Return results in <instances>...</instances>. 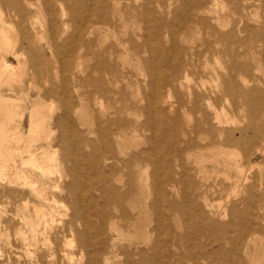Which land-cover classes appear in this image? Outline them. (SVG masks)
I'll list each match as a JSON object with an SVG mask.
<instances>
[{"label": "bare ground", "instance_id": "obj_1", "mask_svg": "<svg viewBox=\"0 0 264 264\" xmlns=\"http://www.w3.org/2000/svg\"><path fill=\"white\" fill-rule=\"evenodd\" d=\"M40 1H44V0H40ZM107 1V0H106ZM123 1V0H122ZM120 0V2H122ZM145 1V0H144ZM156 1L155 4H157V0H154V2ZM185 4L183 3L182 5H186L189 9V13L187 15V18H185V20L182 22V24L180 25L179 29L175 32H169L167 34L169 35V38H171V42L174 41L176 39V34L179 33V35L184 36L186 39L190 38L191 36L195 35L196 33H200V29H202L201 27H206L208 29L207 31V35H214V37L216 38V42H220V41H225L227 44V46L229 48H227V52L226 55L229 56L228 59L230 58V63L229 64H225L226 66L222 65L217 57H214L215 55L217 56V52L219 50H211V47L208 45L203 46H192L189 45L186 48L181 47L180 52H178V58L176 59L177 64L175 67H173L170 75L168 76H161L159 73H157V71L152 72L151 77L155 79H159V82L157 84V89H155L153 96L155 97V99H163V93L162 90L164 87L167 88L168 93L170 91H175L177 87L182 88L183 87V81H189L188 77L190 72H192L193 68H195V65H197L196 63L201 61V57L204 58V54H208L210 53L213 56V62L211 64H208V62H206L203 66L204 69L208 70V73L211 75L213 80V88L211 89L209 96L201 94L199 92H194V90L191 87H187L185 93L183 92L181 93H176V102H175V106L174 105H170V107L174 110V111H178L179 114L182 113L180 110H184L185 108L186 110L190 111L193 114H197L199 115L192 123H188L185 127L187 129H185V127H183L181 125V123L179 122L178 119V115L177 118L175 115V117H171L172 119H170V128L172 129L171 131V140L173 143H171V148L169 149L168 153H167V161L166 162H162L161 157L159 158H154L152 155H150L149 153H138V154H134L133 157V162H128L123 164V167L126 168H130V166H132L131 164L134 163L135 165H139L144 161H148L149 163L152 164V166L154 167V171H153V183L150 182V184H152L150 186V191H148L147 193L150 195L153 194L154 195V199L152 201V203L149 205L150 209H152L153 212H155L156 214V221H155V227L152 228V232H154L156 235L154 237H158V239L162 235V232L164 231V224L165 222H163V220H165L164 218V211H171V212H178L179 214L182 215V217H185V220L191 222L192 221H196V225L198 226V228L202 229V228H206L209 231H216L218 233H222L220 234L221 238L220 241L223 242V244H227L225 243V240L228 239V242L230 244V242L235 241L237 244H241V251L243 254H245V259H241L239 257L233 258L232 260V264H264V243H260V246H257L256 242H255V231L257 230V228H259L260 224H259V220L261 219L264 222V187H259L256 189V186L253 184H250V181L252 180V177H250V173H251V169L254 168V166L259 167V165L253 164L252 161L250 159L247 158L246 163H242V161L240 159H237L236 154L232 151L235 148L241 147L242 145L245 146H249V139L252 138L253 140H256L258 137L259 139L264 138V111L262 110L261 105L264 104V89L259 90V89H255L252 88L250 90L245 89L244 87L249 83V80L245 79L243 77V72H248V66L246 64H241L240 62H236L234 57V51H236L237 48L233 49L234 47H232V43L234 42V38L237 37L235 36L234 33L235 32L233 27H230L227 29V31H223L220 30V27H225L227 26V23H222L219 21L220 15L218 10L214 11L211 8V12L214 14V18H206L203 16H200V11L203 12V10H205L208 5H210L211 7H215V8H220L221 11L224 10V7L228 6V5H224L223 1L225 0H184ZM236 0H232V2L234 3V5L231 7V10L229 9L225 14L226 17H230L233 12L232 9H237L238 5L240 4H236L235 3ZM243 1V2H242ZM242 4L239 6V10L242 9L247 10V8L251 7V0L249 2V0H242ZM255 1V0H254ZM253 1V2H254ZM45 2V1H44ZM64 2H66L67 4H69L68 2H70L68 7V10H61V17L62 15L66 14L67 11V15H69L71 17V21H72V25L74 27V31L73 34L69 37L67 35V38L69 37V41L71 42L68 49L67 46L65 45L66 49L69 52H73L75 49L77 50V48L79 47L80 50L82 49H87V54L91 55L93 54V56H95V60H96V65L94 67H90V72L89 71H83V64H82V59H83V55L80 54L79 52L76 53V57L74 61H72L71 59H63L60 58L59 59H63V62L60 65V69H61V73L63 72L62 75H60V81H61V86H60V90L56 91L55 87H51L49 88L46 93H48L51 96H57L60 97V99L64 102V105L60 106V108L62 109L61 111L63 112V114L61 116H59L57 118V127H55L53 124V126L55 128H57L58 130H66L68 129L69 126V130L73 136V142H74V148H73V153L74 155H72V151L71 153H68L65 155L68 156V158H71V161H73L72 163V168L69 170L68 173V177L71 178L72 181H74V179L76 180V178H78V176L82 175L81 174V165L82 163L87 164V166L89 167L90 170H92L93 172H99L100 169V174L101 171H103V169H101V164L103 165H107V167H111L110 164H112L111 162L113 161L112 159L115 158L114 155V150L116 149L117 151L121 150V147L124 146L125 141L129 138L127 137L128 132H130L131 136L134 137L136 136L137 132H139L140 130H150L151 128H155L154 124L150 121H148L147 119H144L146 122L143 121L144 124H139V122L137 120H132L129 118V116L132 114L134 115L135 113V109H136V105L134 100L127 102V100L123 99V90L121 91L120 89L116 90V89H112L113 87H110V84L112 83H117L118 79L116 78V72L114 73V69L109 66L108 64H106V60L104 61V58L106 56V50H102L100 52L96 53L93 51V49L95 48V46H97L96 44L93 43L92 38L94 36H97L98 38H103L102 40L104 41L106 38V30L104 27L108 26L111 23V20L120 17H123L124 12L122 11V9L120 8V2L119 0H112L111 4L112 6L110 8L107 7L104 8L102 5L99 7L97 6V1L96 0H46L47 6H56V4H65ZM105 2V1H104ZM129 2V1H127ZM132 1H130L131 3ZM134 2V1H133ZM132 2V3H133ZM160 2V1H159ZM165 2V1H164ZM168 2V1H167ZM252 2V3H253ZM145 3V2H143ZM147 3V0H146ZM150 3V0H149ZM161 3V2H160ZM228 3V2H227ZM230 3V2H229ZM238 3V0H237ZM240 3V0H239ZM257 3H261L262 6H260V10L262 9V7L264 8V0H259L257 1ZM256 3V4H257ZM108 4V3H107ZM106 4V5H107ZM109 4V5H111ZM135 4V3H134ZM137 4V2H136ZM154 4V3H153ZM154 4L155 7H157ZM163 4V3H162ZM255 4V3H253ZM31 5L30 0H0V82L4 81V82H17L19 84L22 83V78L24 75V69L26 64V57L29 58L30 57V61L32 64L33 69L36 71V77L37 74L39 75V60L36 54H34L32 51V45L33 44V40L36 37V31H35V27L34 24L31 22V19L29 18L30 12H29V6ZM45 5V4H44ZM105 5V4H104ZM129 5V4H128ZM139 5V4H138ZM137 5V6H138ZM152 5V4H150ZM158 5V4H157ZM164 5V4H163ZM168 5V4H167ZM33 6V5H32ZM135 6V5H134ZM143 6V5H142ZM148 6V5H147ZM146 6V8H147ZM160 6V5H159ZM158 6V7H159ZM46 7V6H45ZM63 7V6H62ZM60 7V8H62ZM182 7V6H181ZM256 7V6H255ZM2 8H6L8 10L7 13V17H5V14H3V9ZM52 8V7H51ZM55 8V7H54ZM64 8V7H63ZM132 8V7H131ZM142 8V7H139ZM149 8V7H148ZM164 8V7H163ZM169 8V7H168ZM230 8V7H229ZM254 8V7H252ZM47 9V7L45 8ZM65 9V8H64ZM129 13H132L130 15H134L135 7L132 8V10L129 11V8H127ZM144 9V8H143ZM150 9V8H149ZM250 9V8H249ZM33 10V9H32ZM35 10H38V8H35ZM57 10V9H56ZM151 10V9H150ZM157 10V9H156ZM155 10V12H156ZM161 10V9H160ZM159 10V11H160ZM163 10V9H162ZM162 10L160 11L161 13ZM169 10V9H168ZM180 10V8H179ZM210 10V9H209ZM39 11V10H38ZM51 11V10H49ZM48 11V12H49ZM126 11V10H125ZM143 11V10H142ZM145 11V10H144ZM147 11V10H146ZM182 11V10H180ZM264 11V9H263ZM40 12V11H39ZM154 12V10H153ZM154 14L156 15V13ZM172 12V11H171ZM237 12V10H236ZM242 13V11H240ZM32 13V12H31ZM36 13V11H35ZM139 13V12H138ZM151 13V12H150ZM166 13V11H165ZM178 13V12H177ZM38 14V12L36 13ZM41 14V13H40ZM128 14V13H127ZM137 14V13H136ZM153 14V15H154ZM221 14L223 15V13L221 12ZM235 14V13H234ZM233 14V16H234ZM240 14V13H239ZM66 15V16H67ZM139 17L143 18L141 16V14L139 13ZM143 15V14H142ZM166 15V14H165ZM170 15V14H169ZM175 15V14H173ZM242 15V14H241ZM263 15V13H262ZM146 16V15H145ZM163 16V15H162ZM69 17V18H70ZM155 16H153V20ZM166 17V16H165ZM168 17V15H167ZM196 17V20H194V18ZM245 17V16H244ZM244 17H240L241 19H243ZM8 18V19H7ZM64 18V17H63ZM148 18V17H146ZM145 18V19H146ZM246 18V17H245ZM244 18V19H245ZM248 18V17H247ZM247 18L245 20H247ZM262 18V17H261ZM136 18H134L135 20ZM139 19V18H138ZM137 19V20H138ZM160 19V18H159ZM164 19V18H163ZM162 19V20H163ZM34 20V19H33ZM36 20V19H35ZM55 20V19H53ZM67 20V19H66ZM122 20V19H121ZM158 20V18H157ZM167 20L166 18L164 19V21ZM214 20V21H213ZM249 20V19H248ZM37 21V20H36ZM35 21V22H36ZM60 21V20H59ZM149 19H147L146 22H148ZM159 21V20H158ZM163 21V22H164ZM264 21V20H263ZM261 21V22H263ZM55 22V21H54ZM61 22V21H60ZM139 22V20H138ZM136 21V23H138ZM145 22V23H146ZM155 22L157 23L156 19ZM236 22V20H235ZM38 23V22H37ZM57 23V22H56ZM63 23V22H62ZM71 23V22H70ZM69 24V26H71ZM143 23V24H145ZM154 23V22H153ZM160 22H158L159 24ZM168 23V20H167ZM245 23V22H244ZM8 25V26H5ZM61 24V23H60ZM141 24V22H140ZM147 24V23H146ZM151 24V21H150ZM162 24V23H160ZM196 24V25H195ZM234 24V22L232 23ZM237 24V23H236ZM248 24V23H247ZM262 24V23H260ZM105 25V26H104ZM112 25V24H111ZM115 25V23H114ZM142 25V24H141ZM167 24H163V26H165ZM173 26H175L174 24H172ZM198 25H200L201 27H198ZM244 25V24H243ZM36 26V25H35ZM59 26V25H58ZM110 26V25H109ZM139 26V25H138ZM149 26V25H148ZM153 26V25H151ZM151 26H149L151 28ZM155 26V25H154ZM157 24H156V28H157ZM236 26V25H235ZM256 26V24H255ZM116 27V26H115ZM144 27V25L142 26V28ZM162 27V26H161ZM238 27V25H237ZM63 29V27H61ZM65 28V27H64ZM67 28V27H66ZM71 28V27H69ZM113 28V27H112ZM128 28V27H127ZM109 29V28H108ZM139 29V27H138ZM155 29V28H153ZM164 29V28H163ZM171 29V28H170ZM169 29V30H170ZM174 29V28H173ZM241 29V28H240ZM247 29L248 28L247 26ZM245 28V31L247 30ZM253 29V28H251ZM257 29V28H256ZM64 30V29H63ZM62 30V31H63ZM66 30V29H65ZM110 30H112L110 28ZM115 30V29H114ZM147 30V29H146ZM157 31H161V29H156ZM168 32V28L165 29ZM163 30V31H165ZM175 30V29H174ZM255 30V29H254ZM54 31V30H53ZM109 31V30H108ZM143 31V29H142ZM159 31V33H160ZM256 31V30H255ZM114 32V31H113ZM139 32V31H138ZM141 32V31H140ZM146 32V31H145ZM203 32V31H202ZM206 32V31H204ZM248 32V31H247ZM250 32V31H249ZM252 32H254L252 30ZM135 33V31H134ZM148 33V32H147ZM152 33V32H151ZM158 33V35H160ZM255 33V32H254ZM252 33V34H254ZM51 34V33H50ZM55 34V33H54ZM63 34V32H61V35ZM206 34V33H205ZM243 34V33H242ZM251 34V33H249ZM251 34V35H252ZM53 35V33H52ZM51 35V37H53ZM137 35V34H136ZM149 35V34H148ZM152 35V34H151ZM157 35V34H156ZM165 35V34H164ZM237 35V34H236ZM58 36V35H57ZM128 36V35H127ZM132 36V34H131ZM130 36V37H131ZM146 36V35H145ZM153 36V35H152ZM163 36V35H162ZM166 36V35H165ZM256 36H259L261 39L260 43L262 41L263 45H264V23L261 25V28L255 33V39ZM40 37V36H39ZM129 37V36H128ZM129 37V38H130ZM140 37V36H139ZM150 37V36H149ZM252 37V36H251ZM43 38V37H42ZM61 38V37H60ZM87 39V41L85 42L84 39ZM128 38V39H129ZM142 38V36H141ZM148 36H146V41L149 39H147ZM154 38H156V36H154ZM160 38V37H159ZM159 38H157L159 40ZM163 38V37H162ZM165 38V37H164ZM168 38V39H169ZM66 39V37L64 38V40ZM107 39V38H106ZM137 39V38H136ZM152 39V38H151ZM150 39V40H151ZM167 39V38H166ZM180 39V38H179ZM178 39V41H179ZM40 40V38H39ZM58 40L60 41V39L58 38ZM63 40V39H62ZM131 39H129L127 42L131 43L130 41ZM144 40V39H143ZM237 40V39H236ZM246 40V39H244ZM242 40V41H244ZM248 40V39H247ZM252 40V39H251ZM103 41L99 44L100 46L103 45ZM121 43V40H119ZM118 41V42H119ZM149 41V40H148ZM147 41V43H148ZM170 41V40H169ZM256 41L258 42V40L256 39ZM24 42V43H23ZM61 42H65V41H61ZM134 42V41H133ZM132 42V43H133ZM143 42V41H142ZM152 42V40L150 41ZM149 42V43H150ZM170 42V43H171ZM253 42V40H252ZM255 42V40H254ZM37 43V42H36ZM51 43V42H50ZM97 43V42H96ZM123 43V41H122ZM131 43V45H132ZM145 43V44H147ZM169 43V42H167ZM173 43V42H172ZM176 43V42H175ZM178 43V42H177ZM244 43V42H243ZM246 43V42H245ZM244 43V44H245ZM106 44V43H105ZM111 46V43H109ZM107 44V45H109ZM137 44V42L135 43V45ZM155 44V43H154ZM158 44V43H156ZM162 44V43H161ZM236 44V42H235ZM128 47H131L129 44H125ZM134 45V46H135ZM142 45V44H141ZM150 45V44H149ZM176 45V44H175ZM204 45V44H203ZM230 45V46H229ZM237 45V44H236ZM235 45V47H236ZM239 46L241 44H238ZM153 46V45H151ZM156 46V45H155ZM208 46V47H207ZM226 46V47H227ZM234 46V43H233ZM238 46V48H239ZM243 46V45H242ZM249 46V45H248ZM36 47V46H35ZM39 47V46H37ZM44 47V46H43ZM42 47V48H43ZM61 47V46H60ZM64 47V48H65ZM114 47V46H113ZM116 47V46H115ZM114 47V48H115ZM122 47V46H121ZM128 47H126L128 49ZM139 47V46H138ZM143 47L144 44H143ZM148 47V46H147ZM145 48V49H149V48ZM154 47V46H153ZM250 47V46H249ZM249 47H247L249 49ZM34 48V47H33ZM41 48V47H40ZM41 48V49H42ZM51 46H50V51H51ZM78 48V50H79ZM124 48V47H123ZM125 48V49H126ZM140 48V47H139ZM162 48V47H161ZM176 48V47H174ZM179 48V46H178ZM240 48H242L240 46ZM245 48V47H244ZM53 51L54 49H59V47L54 46V48H52ZM117 49V47H116ZM115 49V50H116ZM126 49V50H127ZM138 49V48H137ZM168 49V48H167ZM165 49V50H167ZM173 49V48H172ZM243 49V48H242ZM246 49V48H245ZM253 49V48H252ZM37 50V49H35ZM49 50V48H48ZM60 50V49H59ZM67 50L65 52H67ZM75 50V52H76ZM95 50H97L95 48ZM129 50V49H128ZM127 50V51H128ZM136 48L134 50L130 49L129 51H135ZM139 50V49H138ZM152 50V49H151ZM177 50V49H176ZM175 50V51H176ZM244 50V49H243ZM251 50V49H250ZM38 51V50H37ZM41 51V50H40ZM48 51V52H50ZM83 51V50H82ZM111 51V50H110ZM117 51V50H116ZM128 51V52H129ZM142 51V50H141ZM148 50H146L147 52ZM172 51V50H171ZM174 51V50H173ZM226 51V48H225ZM245 51V50H244ZM243 51V52H244ZM52 52V51H51ZM50 52V53H51ZM58 52V51H57ZM67 52V53H69ZM73 52V53H75ZM112 52V51H111ZM126 52V51H125ZM127 52V53H128ZM130 52V55L132 54ZM136 52V51H135ZM145 52V53H146ZM150 52V50H149ZM148 52V54H149ZM152 52V51H151ZM155 52V51H154ZM165 52V51H164ZM168 52V50H167ZM242 52V51H241ZM241 52H236L237 54L241 53ZM249 53V51H247ZM255 52V51H254ZM43 53V52H42ZM55 53V51H54ZM82 53V52H81ZM85 53V52H84ZM126 53V54H127ZM138 53H140V51H138ZM144 52H141V54ZM166 53V52H165ZM171 54H173L172 52H170ZM38 54V53H37ZM60 54V53H59ZM164 54V53H163ZM169 54V53H168ZM167 54V55H168ZM176 54V53H175ZM246 52L244 54H240V56H246ZM11 55L14 60H15V65L12 64L8 59L7 56ZM39 55V54H38ZM53 55V54H52ZM65 55V54H63ZM72 55V54H70ZM111 54H109L110 56ZM128 55V54H127ZM210 55V56H211ZM29 56V57H28ZM50 56V55H49ZM129 56V55H128ZM133 56V55H131ZM156 56V55H154ZM154 56L152 55L151 60L154 59ZM159 56V53H158ZM157 56V57H158ZM170 54H169V58H170ZM211 56V58H212ZM40 57V56H39ZM54 58V55L52 56ZM134 57V56H133ZM138 57V56H137ZM142 57V56H141ZM140 57V58H141ZM159 57H163L159 56ZM168 57V56H166ZM172 57V56H171ZM43 58V57H42ZM72 58V57H71ZM90 58V57H89ZM110 58V57H109ZM118 58V56H117ZM123 58V57H122ZM130 58V57H129ZM132 58V57H131ZM237 58V56L235 57ZM49 59V58H48ZM114 59V58H113ZM112 59V60H113ZM162 59V58H159ZM171 59V58H170ZM210 59V58H209ZM239 59V58H237ZM44 60V59H43ZM42 60V61H43ZM84 60V59H83ZM89 60V59H88ZM109 60V59H108ZM116 60V59H115ZM123 60V59H122ZM133 60V59H132ZM168 60V59H167ZM166 60V62H167ZM29 61V60H28ZM41 61V59H40ZM54 61V60H53ZM91 61V59H90ZM120 61V60H119ZM140 61V60H139ZM160 61V60H159ZM165 61V60H164ZM197 61V62H196ZM61 62V61H60ZM112 62V61H111ZM116 62V61H115ZM146 62V61H145ZM144 62V63H145ZM155 62V61H153ZM162 62V60H161ZM173 62V61H172ZM227 62V61H226ZM42 63V62H41ZM84 63H86L84 61ZM90 62L88 61V64ZM93 63V62H92ZM91 63V64H92ZM110 63V61H109ZM134 63L137 64V62ZM201 63V62H200ZM87 64V63H86ZM94 64V63H93ZM114 64V63H113ZM147 64V63H146ZM158 64V63H157ZM163 64V63H162ZM47 65V64H46ZM45 65V66H46ZM58 65V64H57ZM117 65V64H116ZM135 65V64H134ZM143 65V64H142ZM154 65V64H153ZM167 65V64H166ZM165 65V66H166ZM169 65V64H168ZM249 65V64H248ZM73 66V68L77 69L79 72H81V74H83V78L81 76V78L78 75H75V77L73 76V82L75 83L72 86V92L75 94V97L70 95L68 92H70L68 90V82L67 79L64 77V72L66 73V71H68L70 69V67ZM88 67V65H86ZM122 66V65H121ZM164 66V65H163ZM153 67V66H152ZM170 67H172V65H170ZM27 68V66H26ZM147 68V67H146ZM89 69V68H87ZM119 69V68H117ZM156 69V68H155ZM160 69V66H159ZM170 69V68H169ZM221 69H225L226 70V74L224 77V80L222 81V84L218 82V80L220 79V75L218 74V71ZM42 70V69H41ZM40 70V71H41ZM48 70V68H47ZM46 70V71H47ZM57 70V69H56ZM151 70V69H150ZM198 70V68H197ZM197 70L195 69V71L197 72ZM251 70V69H250ZM249 70V71H250ZM26 71V70H25ZM32 71V70H31ZM30 71V72H31ZM55 71V70H54ZM124 71V70H123ZM240 72L242 74L239 75L238 74V79H237V87L236 85H234L235 82L233 80L234 74ZM49 73V71H47ZM46 72V74H47ZM53 72V71H52ZM86 72V73H83ZM246 72V73H247ZM157 73V74H156ZM195 73V72H194ZM199 74V72H197ZM196 73V74H197ZM249 73V72H248ZM247 73V74H248ZM74 74V73H73ZM85 74V75H84ZM120 74V71H119ZM123 74V73H122ZM121 74V75H122ZM150 73H147V75H149ZM155 74L157 75V78L155 77ZM192 74V73H191ZM201 74V73H200ZM33 75V74H32ZM124 75V74H123ZM214 75V77L212 76ZM40 76V75H39ZM193 76L190 75V77ZM25 77V76H24ZM30 77V75H29ZM150 77V79H152ZM201 77V76H200ZM247 77V76H246ZM47 78V77H46ZM127 78V77H125ZM147 78V76L145 77ZM207 78V77H206ZM235 78V77H234ZM43 79V78H42ZM40 80V79H38ZM72 80V79H71ZM148 80V79H147ZM153 80V81H154ZM199 80V79H198ZM48 80H46L45 82L47 83ZM86 82L87 86L92 88V92L91 90L87 89L88 92L91 93H86L85 95L81 94L79 92L80 89V82ZM150 81V80H149ZM198 82V81H197ZM72 83V81H71ZM206 83V81H205ZM251 83V81H250ZM26 84V83H25ZM29 84V83H28ZM31 84V82H30ZM73 84V83H72ZM148 84V82L146 83ZM23 84H21V90L25 89L22 88ZM32 85V84H31ZM60 85V84H59ZM58 85V86H59ZM84 85V84H81ZM118 85V84H117ZM204 85V84H203ZM4 86V85H3ZM147 86V85H146ZM212 86V85H211ZM223 86V87H222ZM250 86V85H248ZM254 86V85H253ZM32 87V86H31ZM44 87V86H43ZM150 87V86H149ZM202 87V86H201ZM255 87V86H254ZM28 88V87H27ZM88 88V87H87ZM117 88V87H116ZM224 88L225 93L227 92L228 94L232 93L233 96L235 95V97H240L244 100L245 105L249 108V123L246 126L243 127H239L236 128L234 127V119L232 117L231 112L228 114L226 111H224L223 109H217L216 107H213L212 101H211V97H213V99L217 100V95L218 93L221 91V89ZM13 89V88H12ZM179 89V88H177ZM2 90V89H1ZM11 90V89H10ZM26 90V89H25ZM25 90H22L23 92ZM29 89H27L28 91ZM148 90V89H147ZM21 91V92H22ZM25 91V92H27ZM85 91V92H87ZM149 91V90H148ZM179 91V90H177ZM203 91V89H202ZM3 91L0 92V162H3V164H0V180L2 179L3 176H6V180L5 182H9L8 185H12L14 186L12 188V192L15 194L17 193V191L21 190V196L23 195V193H27L29 195V197L33 198L34 201H36V203L32 206V208L29 209L26 207L27 204H23L24 206V210H25V216L23 217V223L24 225L29 228V232L31 233L30 237H28L29 242L27 243L26 247H30L32 246L33 248V252L29 253L26 251V254L28 255V257L30 258H34L35 260V264H42L43 262H41L42 260V255L39 253L40 251L38 250L37 246V234L40 233V236H42L41 234H45L46 232H49L51 230H53L50 226H44L42 228V230L38 229V226L41 224H46L47 220L48 223H50L49 221L51 220V214H48L50 219H47V216H45L46 214L43 212V209L45 207V204L47 206V203L44 202L43 198H42V193L43 191H45L44 189H50L54 188V189H61V185L57 182L56 184H52L51 183V177L49 176L53 170H52V166L49 165L48 163L50 161H53L55 158L53 156L48 155V153H46L45 155L41 156H37V154L35 152H33L31 149L29 148H25L23 149V151H21L22 153H20V155L18 156V159L21 163V168L18 169V166L16 165V158H15V153L16 151L14 149H10L11 147L9 146L10 144H16V145H20L23 144V140L22 138L17 134V131L20 129L21 125L23 126V124H19L17 127H15V131L11 132L8 128H6L5 124L6 122L9 121L10 115H8L9 113V109L10 107H8L7 101L3 98H5L3 96ZM11 92V91H10ZM9 92V93H10ZM153 92V90H152ZM45 93V92H44ZM42 93L41 95L44 96ZM175 93V92H174ZM205 93V92H204ZM226 93V95H227ZM8 94V93H7ZM30 94V93H29ZM138 94V93H136ZM6 95V94H5ZM14 95V94H12ZM40 95V97H41ZM118 96V98H113V100L115 99L116 102L119 104L117 105V107L112 111L111 116H107L108 115V109H109V98L110 96ZM146 95V94H145ZM151 95V94H149ZM166 95L167 92H166ZM165 95V98H166ZM171 95V94H170ZM174 96V95H173ZM228 96V95H227ZM230 96V95H229ZM228 96V97H229ZM11 97V95H10ZM143 97V96H141ZM172 97V96H171ZM219 97V96H218ZM9 98V97H8ZM31 98V97H30ZM35 98V97H34ZM43 98V97H41ZM93 98V99H92ZM144 98V97H143ZM146 98V97H145ZM169 97H167L166 99L168 100ZM234 98V97H233ZM11 99V98H10ZM53 99V98H52ZM93 100V102L99 106V108L101 109L100 112V118L98 121H96L97 123L95 124L94 129L92 128V130H90L88 133L91 135V137L95 136L94 138H97V141H94L92 138H87V140L82 138V134L81 132L76 128V126L74 125H68V116L70 114H75L78 118V121L80 123V120L82 122L83 119H80L79 117L81 116L80 114L83 113L82 108L85 106L87 101ZM150 100H152L151 98H149ZM173 99L175 100V98L173 97ZM172 99V100H173ZM187 99V100H186ZM237 99V98H236ZM13 100V98H12ZM15 100V99H14ZM115 100L113 102H115ZM165 100V99H164ZM164 100L162 102H164ZM229 100V99H228ZM232 100V97H231ZM108 102V106L106 104L105 106V102ZM154 101V100H153ZM153 101H151V103H153ZM188 101V102H187ZM41 102V101H39ZM45 102V101H43ZM47 102V101H46ZM141 102L142 98H141ZM146 102V101H145ZM173 102V101H172ZM171 102V103H172ZM202 102H204V106L201 104ZM216 102V101H215ZM218 102V100H217ZM216 102V103H217ZM243 102V103H244ZM32 103V101H31ZM30 103V106H32V104ZM38 103V102H36ZM90 103V102H89ZM116 103V104H117ZM148 103V102H147ZM167 103V101H165V104ZM189 105H187V104ZM215 103V105H216ZM39 104V103H38ZM124 104V105H122ZM10 105V104H9ZM37 105V104H36ZM35 105V106H36ZM40 105V104H39ZM37 105V106H39ZM54 105V104H53ZM146 105V103H145ZM152 105V104H150ZM163 105V103H162ZM191 105V106H190ZM15 106V105H14ZM41 106V105H40ZM47 106V105H44ZM43 106V108H44ZM154 106V105H153ZM232 106V105H231ZM48 107V106H47ZM166 107V106H164ZM169 107V108H170ZM41 107V109H43ZM84 108H87L84 107ZM108 108V109H107ZM152 108V107H151ZM161 108V107H160ZM163 108V106H162ZM184 108V109H183ZM220 108V107H219ZM33 108H30V110ZM38 109V108H37ZM51 109V107H50ZM90 110V107L88 108ZM85 110V112H88ZM170 109V110H172ZM180 109V110H179ZM13 109H11L12 112ZM29 110V111H30ZM36 110V108H34V110H31L34 113H37L38 111L34 112ZM112 110V108L110 109ZM139 110V109H138ZM148 110V109H147ZM167 110V107H166ZM28 111V112H29ZM42 111V110H41ZM39 113L43 114V111ZM82 111V113H81ZM91 111V110H90ZM144 111V110H143ZM154 111V110H153ZM176 111V112H177ZM232 111V110H231ZM167 112V111H166ZM187 112V111H185ZM184 112V113H185ZM229 112V111H228ZM49 113H52L51 111ZM134 113V114H133ZM147 113V112H146ZM152 113V112H149ZM154 113H156L154 111ZM32 113L29 116V120H28V125L27 126L29 128V131L32 133L34 132L36 134L35 131H37L39 129V127H42L44 129V124L42 122V120H44V118H41V123L35 124V115H33ZM88 114V113H86ZM13 115V114H12ZM38 115V113H37ZM52 116L54 114H51ZM92 115V113H91ZM23 116V115H22ZM84 116V115H82ZM87 116V115H86ZM13 117V116H12ZM24 117V116H23ZM37 117V116H36ZM89 117V116H87ZM92 117V116H91ZM131 117V116H130ZM133 117V116H132ZM131 117V118H132ZM145 117V115H144ZM156 117V116H155ZM28 118V117H27ZM54 118V117H53ZM82 118V117H81ZM86 118V117H85ZM84 118V120H85ZM93 118V117H92ZM134 118V117H133ZM146 118V117H145ZM166 118V117H165ZM15 119V118H14ZM52 119V118H51ZM71 119V117H70ZM80 119V120H79ZM88 119V118H87ZM139 119V118H136ZM150 119V118H149ZM158 119V118H157ZM161 119V118H160ZM13 120V119H12ZM16 120V119H15ZM22 120V119H21ZM46 120V118H45ZM93 120V119H92ZM154 120V118H153ZM25 121V120H24ZM23 121V122H24ZM72 121V119H71ZM70 121V122H71ZM89 121V120H88ZM13 122V121H12ZM22 122V121H21ZM53 122V121H52ZM93 122V121H92ZM154 122V121H153ZM163 122V120H162ZM26 123V122H25ZM50 123V122H49ZM85 123V122H84ZM94 123V122H93ZM92 123V124H93ZM157 123V122H154ZM167 123V122H166ZM13 124V123H12ZM158 124V123H157ZM25 125V124H24ZM90 125V124H89ZM94 125V124H93ZM48 126V125H47ZM83 126V125H81ZM156 126V124H155ZM188 126L190 128H188ZM49 127V126H48ZM52 127V126H51ZM38 128V129H37ZM50 128V127H49ZM90 128V127H89ZM164 128V127H161ZM167 128V127H166ZM42 129V130H43ZM56 129V130H57ZM50 130V129H49ZM51 130H53L51 128ZM164 130H166L164 128ZM177 130H180L183 134V139H179L177 136ZM28 131V132H29ZM45 131V130H44ZM163 131V130H162ZM49 132V131H48ZM51 132V131H50ZM141 132V131H140ZM159 132V131H158ZM250 132L252 134V137H250V135H248ZM32 133V134H34ZM55 133V132H54ZM52 132V134H54ZM147 133V132H146ZM151 133V132H150ZM155 133L152 132V134ZM29 134V133H28ZM49 134V133H48ZM51 134V135H52ZM63 134V133H62ZM30 135V134H29ZM50 135V134H49ZM67 135V134H65ZM138 135V134H137ZM151 135V134H150ZM157 135V134H156ZM196 136V137H192ZM36 138L38 137L37 134L35 135ZM54 136V135H53ZM70 136V135H69ZM152 138H150V140H153V135H151ZM23 137V136H22ZM46 137V136H45ZM198 137V138H197ZM31 138V137H30ZM72 138V137H71ZM70 138V139H71ZM147 138V137H146ZM197 138V139H196ZM38 139V138H37ZM36 139V140H37ZM53 139V137H52ZM92 139V140H91ZM158 139V138H157ZM164 139V138H163ZM207 139H209L207 141ZM33 140V139H32ZM35 140V139H34ZM40 140V139H38ZM46 140V139H45ZM57 140V139H55ZM143 140V139H142ZM51 141V139H50ZM62 145H64V147L66 146V138H64L63 135L60 136L59 140H58ZM139 141V139H138ZM144 141V140H143ZM142 141V142H143ZM156 141V139H155ZM155 141L154 145L152 146L151 144V150L157 151L159 150V146L156 144L155 145ZM170 141V140H169ZM52 142V141H51ZM51 142H47L48 145L51 144ZM71 142V141H70ZM69 142V143H70ZM137 142V141H136ZM140 142V141H139ZM148 142V141H147ZM150 142V141H149ZM28 143V142H27ZM34 142H32L33 144ZM38 143V142H37ZM40 143V142H39ZM57 143V142H56ZM68 143V142H67ZM99 146L101 144V147ZM151 143V142H150ZM159 143V142H158ZM137 144H139L137 142ZM146 144V142H145ZM144 144V145H145ZM173 144V145H172ZM28 145V144H27ZM43 145V144H41ZM40 145V146H41ZM72 144H70L71 146ZM140 145V144H139ZM50 146V145H49ZM54 146V145H52ZM73 146V145H72ZM129 146V145H128ZM20 147V146H19ZM44 146H42L43 148ZM51 147V146H50ZM67 147V146H66ZM82 147H87L90 148L89 153H83L81 151ZM130 149H133V147L130 145ZM141 147V146H140ZM161 147V146H160ZM33 148V147H32ZM48 148V147H47ZM46 148V149H47ZM68 148V147H67ZM129 148V147H128ZM52 149V148H51ZM147 149V148H146ZM50 150V149H49ZM71 150V149H70ZM48 151V150H47ZM46 151V152H47ZM123 151V150H122ZM148 151V150H147ZM195 151V152H199L201 157H202V163L201 164V168H192V169H188L186 164H188L190 162L188 156L190 155L189 153ZM43 152V150H42ZM45 152V151H44ZM50 152V151H49ZM58 152V151H57ZM69 152V150H68ZM125 152V151H124ZM127 152V151H126ZM152 152V151H150ZM212 152V154H211ZM208 153H210V155H208ZM257 153H264V149L263 148H256V152L253 154V157L256 158V154ZM25 154V156L23 155ZM152 154V153H151ZM187 154V155H186ZM192 154V153H191ZM56 155V154H55ZM108 155H111L110 157H108ZM156 155V154H155ZM66 156L65 159H66ZM143 156V159L141 160V157ZM157 157V156H156ZM165 157V156H164ZM58 158V157H57ZM125 158V157H124ZM69 160V159H68ZM43 161V162H42ZM55 161L57 162V160L55 159ZM117 162V160H114ZM46 162V163H45ZM59 162V161H58ZM205 162H211L212 165V172L222 175L224 178V182L220 183V184H214L213 186L210 185H206L205 183L203 184V182L206 179V171H205V166L204 163ZM119 163V161H118ZM124 163V161H123ZM121 164V163H120ZM119 164V165H120ZM137 165V166H138ZM146 165V164H145ZM150 165V164H149ZM121 166V165H120ZM101 167V168H100ZM147 167H150L147 165ZM146 167V168H147ZM8 169H10V172L8 171V173L6 172ZM121 169V168H120ZM145 169V168H144ZM83 170V169H82ZM88 170V169H87ZM111 170V169H109ZM153 170V168H152ZM5 171V173L3 172ZM55 171V170H54ZM147 171V170H146ZM88 172V171H87ZM104 172V171H103ZM193 172V173H192ZM90 173V172H89ZM108 173V172H107ZM126 173V171H125ZM133 174V173H132ZM130 172L128 173V177H126L127 183V191L124 193H119L116 191V194L114 195V198H112L109 194V196L112 198V200L107 201L108 205L109 204H113V206L119 210V213L122 215V217L125 219V221H127V219L129 220V214L131 212H134L135 210H137V208H140V206H136L135 203L131 200H133L131 197V193H132V188H133V179H135L136 184L138 185H146V181H145V177L140 176V175H136L135 178H133ZM148 174V173H147ZM102 175V174H101ZM105 175V174H104ZM208 175V174H207ZM8 176V177H7ZM59 176L62 178L64 175L59 174ZM98 176V175H97ZM112 174H108L105 175L104 178L102 180H104L105 184L109 183L110 181L117 182V183H121V178L122 175L119 173L118 177L114 180L111 179L112 178ZM147 177V175H145ZM102 177V176H101ZM8 178V179H7ZM80 178V177H79ZM78 178V179H79ZM145 178V179H144ZM149 180V176L147 177ZM105 179L107 181H105ZM199 180V181H198ZM4 181V180H3ZM77 181V180H76ZM79 181V180H78ZM77 181V182H78ZM72 183V182H71ZM148 183V182H147ZM252 183V182H251ZM110 184V183H109ZM108 184V186H110ZM4 185L6 186V183H4ZM73 185V184H72ZM137 185V186H138ZM264 185V184H263ZM3 186V184H2ZM3 186V187H5ZM19 186L17 189L16 187ZM71 186V184H70ZM67 186V190L70 193V200H71V205L74 207V212L72 215V218L74 221L76 220H81L83 217L82 215V207H79V203L76 200V197L74 195H72V188ZM77 186V185H75ZM136 186V188H137ZM257 186H262V183L260 185ZM7 187V186H6ZM78 187V186H77ZM112 190H118V188L112 187ZM118 187V186H117ZM125 187V186H123ZM101 188L100 190L98 188L94 189L97 191V189L100 191V193H104V190L107 188ZM145 188V187H144ZM143 188V190H144ZM149 188V187H147ZM66 189V188H65ZM108 189V188H107ZM8 190V189H6ZM17 190V191H16ZM120 190V189H119ZM139 190V189H138ZM4 191V190H3ZM50 191H46L45 194ZM98 191V192H99ZM107 191V190H106ZM260 191L259 196L256 195V192ZM140 192V191H138ZM9 193V192H8ZM12 193V195H13ZM112 193V192H111ZM114 193V192H113ZM113 193L111 195H113ZM142 193V192H141ZM46 194V195H47ZM53 195L55 193H52ZM140 194V193H139ZM245 195V196H241L240 198H238V195ZM11 195V194H10ZM51 195V194H50ZM48 194V197L50 196ZM69 195V194H68ZM107 195V194H106ZM144 195V194H143ZM209 195H213V196H220L222 197L223 195L225 196V202L226 205L225 206H218L215 207L213 204L210 203L209 201ZM55 196V195H54ZM83 196V195H81ZM52 197V195H51ZM100 197V196H99ZM102 197H104L102 195ZM101 197V198H102ZM179 197L181 198V202H177L176 198ZM24 198V196H23ZM143 198V196H142ZM149 198V197H148ZM153 198V197H152ZM28 199V198H27ZM43 199V200H42ZM49 198H47L48 200ZM52 199V198H50ZM49 199V200H50ZM54 199V198H53ZM52 199V200H53ZM100 199V198H99ZM104 199V198H103ZM84 200V199H83ZM102 200V199H101ZM107 200V199H106ZM139 200V199H138ZM143 200V199H141ZM146 200V199H145ZM58 201V199H57ZM56 201V202H57ZM94 201V200H93ZM105 201V200H104ZM103 201V203H104ZM144 201V200H143ZM147 201V200H146ZM27 202V201H26ZM25 202V203H26ZM52 203V201H50ZM55 202V203H56ZM85 201H83L81 204H84ZM140 202V201H139ZM54 203V202H53ZM58 203V202H57ZM106 203V204H107ZM32 204V202H31ZM105 204V203H104ZM145 204V203H144ZM143 204V205H144ZM147 204V203H146ZM52 205V204H51ZM57 205V204H55ZM94 205V202L88 201L86 203V207H90V206ZM107 205V206H108ZM141 205V204H140ZM48 206H50V204H48ZM60 206V204H59ZM59 206H56L55 208L58 209ZM102 206V205H101ZM146 206V205H145ZM52 207V206H51ZM61 207V206H60ZM48 209H50L49 207H47ZM80 208V209H79ZM85 208V207H84ZM105 208V206H104ZM86 209V208H85ZM147 209V206H146ZM191 209L194 211H191ZM51 210V209H50ZM56 210V209H55ZM88 210V209H87ZM98 210V208H97ZM101 210V209H100ZM104 210V209H103ZM139 210V209H138ZM29 211H32L31 214H29ZM53 209L51 210L52 213ZM142 211V210H141ZM151 211V212H152ZM191 211V212H190ZM50 212V211H49ZM85 212V210H84ZM100 212V211H98ZM106 212V213H105ZM47 213V211H46ZM102 213V212H101ZM140 210L138 212L137 215H139ZM56 214V213H55ZM100 214V213H99ZM104 214H106L105 216H107V218L109 217V214L107 211H104ZM143 214V213H142ZM131 215V214H130ZM145 215V214H144ZM98 216V215H97ZM103 216V215H102ZM133 216V215H132ZM146 216V215H145ZM155 216V215H154ZM229 216V222L225 223L224 222H220L221 219L228 217ZM59 217V216H58ZM68 217V216H67ZM101 217V216H100ZM136 217V216H135ZM142 217V215H139V218ZM53 218V216H52ZM57 218V217H56ZM61 218V215L60 217ZM112 218V217H111ZM133 218V217H131ZM130 218V219H131ZM55 219V218H54ZM58 219V218H57ZM103 219V217H102ZM106 218H104V220H102L101 224H98V228L102 231L106 230V223L104 222ZM120 219V218H119ZM137 218H135L136 220ZM146 219V218H145ZM144 219V222H145ZM153 219V220H154ZM118 220V218L116 219ZM123 220V219H122ZM132 220V219H131ZM134 220V218H133ZM61 221V220H59ZM115 221V220H114ZM141 221V220H140ZM168 221V220H167ZM54 222V220H53ZM107 222V221H106ZM109 222H112L109 221ZM119 222V221H117ZM130 222V229L131 226H134L135 224L131 221ZM137 222V221H135ZM139 222V220H138ZM137 222V223H138ZM142 222V221H141ZM154 222V221H153ZM186 222V221H185ZM184 222V223H185ZM82 223H83V227L85 228V230H92L93 228H95V224L93 223L92 220H90L89 218L87 219H82ZM113 223V222H112ZM121 223V222H120ZM143 223V222H142ZM192 223V222H191ZM195 223V222H194ZM51 224V223H50ZM53 224V223H52ZM125 224V223H124ZM117 225V224H116ZM121 225V224H120ZM127 225V226H129ZM152 225V224H151ZM150 225V226H151ZM167 225V223H166ZM50 226V227H49ZM109 227H111L113 229V226H111V224L108 225ZM107 226V228H108ZM119 225H117L118 228ZM137 226V229L140 227H138V225L136 224L135 227ZM149 226V227H150ZM188 226V225H187ZM191 226V225H190ZM189 226V227H190ZM105 227V228H104ZM116 227V226H114ZM144 227V225H143ZM170 227V226H169ZM168 227V228H169ZM185 227V224H184ZM240 227L241 228V234L240 236H237L236 238H232L231 236L229 237H224V234H227L228 230H235V228ZM193 227L191 226V229ZM110 229V228H109ZM116 229V228H115ZM147 230V227L144 228ZM186 229V228H184ZM260 229V228H259ZM84 230V229H83ZM111 230V229H110ZM121 230V229H120ZM119 230V231H120ZM139 230V229H138ZM205 230V231H207ZM93 231H95L93 229ZM108 231V230H107ZM128 231V230H127ZM143 231V228H142ZM169 231V229H168ZM166 231V232H168ZM171 231V230H170ZM197 231V230H196ZM55 232V231H54ZM97 232V231H96ZM99 232V231H98ZM137 232V231H136ZM139 232V231H138ZM151 232V234H153ZM188 232V231H187ZM186 232V233H187ZM192 232H194L192 230ZM199 232V231H198ZM91 233V232H90ZM95 233V232H93ZM103 233V232H102ZM107 233V232H106ZM105 233V235H106ZM143 233V232H142ZM141 229L139 234L141 235ZM211 233V232H210ZM27 234V233H26ZM60 234V233H59ZM63 234V233H62ZM89 233H86V235ZM115 234V232H114ZM117 234V233H116ZM115 234V235H116ZM118 234H121L120 232ZM137 234V233H136ZM150 234V233H149ZM164 234V233H163ZM176 234V232H175ZM193 234V233H192ZM205 234V233H204ZM64 235V234H63ZM74 235V234H73ZM76 237L77 239H79V243H83V239L80 238L78 236V233H76ZM92 235V234H91ZM109 235V234H108ZM112 235V234H111ZM129 235V234H128ZM154 235V234H153ZM173 235V234H172ZM200 235V234H198ZM206 235V234H205ZM208 235V234H207ZM206 235V236H207ZM211 235V234H210ZM214 235V233H213ZM26 236V235H25ZM24 236V237H25ZM45 236V235H44ZM66 236V235H65ZM102 236V235H101ZM107 236V235H106ZM126 236V235H125ZM171 236V235H170ZM188 236V234H187ZM197 236V235H196ZM202 236V234H201ZM49 237V236H48ZM75 237V236H74ZM75 237V238H76ZM89 237V236H88ZM104 237V234H103ZM108 237V236H107ZM144 237V236H143ZM186 237V236H185ZM194 237V236H193ZM208 237V236H207ZM223 237V238H222ZM40 238V237H39ZM43 238V236H42ZM90 238V237H89ZM100 237H98L99 239ZM102 238V237H101ZM116 238V237H115ZM114 238V239H115ZM152 238V236H151ZM164 238V237H163ZM168 238V237H167ZM166 238V239H167ZM172 238V237H170ZM210 238V237H209ZM48 239V238H47ZM66 239V238H65ZM108 238H106L107 240ZM125 239V238H124ZM135 239V238H134ZM141 239V236H140ZM155 239V238H154ZM157 239V238H156ZM155 239V241H156ZM174 241H180V242H185L186 239L182 236V237H178L176 235H173L172 238ZM206 239V237H205ZM208 239V238H207ZM211 239V238H210ZM64 240V239H63ZM69 240V239H68ZM101 240V239H99ZM105 240V237H104ZM110 240V239H109ZM149 238H147V242H144L143 244L145 245L144 249H141L139 246H136L134 248L133 251H129L127 246H120V247H115V245H113V247H111L114 252L119 251L117 254H115V257H123L124 261L126 262H131L134 264H176L178 262V264H181V261L183 259L182 255H177L174 252H169L168 254H164V251L160 248V245L158 247V245H153L152 243H150ZM161 240V239H160ZM159 240V241H160ZM171 240V239H170ZM169 240V242H170ZM192 240V239H191ZM26 241V240H25ZM98 241V240H97ZM116 241V240H114ZM112 241V242H114ZM131 241V240H130ZM135 241V240H134ZM158 241V242H159ZM162 241V240H161ZM194 241V240H193ZM216 241V240H215ZM227 241V240H226ZM69 242V241H68ZM85 243L87 242L86 245L91 244L93 246V241L91 240V238L89 240L84 241ZM107 242V241H106ZM110 242V241H109ZM123 242V241H122ZM127 242V241H126ZM129 242V241H128ZM138 242V241H136ZM141 242V241H140ZM166 242V240H165ZM169 242H167V244H169ZM187 242V241H186ZM185 242V244H186ZM196 242H200V240L196 241ZM219 242V241H218ZM220 242V244L222 243ZM67 242H65L66 244ZM104 243V242H101ZM121 243V242H120ZM130 243V242H129ZM163 243V242H162ZM190 243V242H189ZM203 243V242H202ZM206 243V242H205ZM208 243V242H207ZM211 243V242H210ZM216 243V242H215ZM64 244V245H65ZM108 244V242H107ZM106 244V245H107ZM112 244V243H111ZM142 244V245H143ZM159 244V243H158ZM188 244V243H187ZM198 244V243H197ZM196 244V247H197ZM228 244V245H229ZM235 244V243H234ZM236 244V245H237ZM26 245V244H25ZM50 245V244H49ZM67 245V244H66ZM69 245V244H68ZM96 245V244H95ZM109 245V244H108ZM107 245V246H108ZM128 245V244H127ZM202 245V244H201ZM209 245V244H208ZM211 245V244H210ZM213 245V244H212ZM74 246V245H73ZM118 246V244H117ZM133 246V245H132ZM164 246V245H163ZM175 246V245H174ZM222 246V245H221ZM220 246V247H221ZM28 247V248H29ZM102 247V246H101ZM186 247V246H185ZM201 247V246H200ZM211 248V246H209ZM223 247V246H222ZM221 247V248H222ZM31 248V247H30ZM82 248V247H81ZM88 248V247H87ZM105 248V247H104ZM169 248V245H168ZM208 248V247H206ZM213 248V247H212ZM219 248V246H218ZM218 248H216L218 250ZM186 249V248H185ZM200 249V248H199ZM214 249V250H216ZM232 249V248H231ZM111 250V249H110ZM166 250V249H165ZM169 250V249H168ZM166 250V251H168ZM202 250V249H201ZM220 250V248H219ZM222 250V249H221ZM220 250V251H221ZM235 250V249H234ZM39 251V252H38ZM60 251V250H58ZM82 251V250H81ZM88 251V250H87ZM103 251V250H101ZM107 251V250H106ZM146 251H151V254L149 255V257H146L145 255H147ZM190 250H188L187 252H189ZM203 251V250H202ZM259 251L262 252V258L263 260L259 263L256 262V258L257 255L259 253ZM90 252V251H89ZM113 252V251H112ZM212 252H214L212 250ZM216 252V251H215ZM228 252V251H227ZM239 252V251H238ZM96 253V252H95ZM207 255L209 254L208 252H206ZM220 253V252H219ZM48 254L50 257L53 256L52 259H56V251L50 249V251H48ZM203 254V252H202ZM215 254V253H214ZM217 254V252H216ZM222 254V253H221ZM224 254V253H223ZM230 254V253H229ZM65 255V254H64ZM102 255V254H101ZM105 255V253L103 254V256ZM117 255V256H116ZM147 255V256H148ZM227 256V254H224ZM231 255V254H230ZM102 256V257H103ZM210 256V255H208ZM207 256V257H208ZM222 257V255H220ZM225 256V257H226ZM65 257V256H64ZM69 257L71 258V255H69ZM89 257V256H88ZM92 257V256H91ZM97 257V256H96ZM187 257V256H186ZM189 257L192 260V262H194V264H200V261L203 257V255H199L196 254V252H189ZM211 257V256H210ZM219 257V255L217 256ZM66 258V257H65ZM93 258V257H92ZM101 258V257H100ZM104 258V257H103ZM209 258V257H208ZM232 258V257H230ZM99 259V257L97 258ZM107 258H105L106 260ZM68 260H70L68 258ZM102 263V264H106V262H108L109 260H106ZM91 264H96V260H90ZM100 261H103V259ZM123 261V260H122ZM203 261V260H202ZM205 261V260H204ZM214 261V260H213ZM110 262V261H109ZM125 262V263H126ZM157 262V263H156ZM70 263V262H69ZM123 262V264H125ZM207 263V262H206ZM212 263V262H211ZM210 263V264H211ZM52 264V263H50ZM55 264V263H54ZM71 264V263H70ZM109 264V263H107Z\"/></svg>", "mask_w": 264, "mask_h": 264}, {"label": "rangeland", "instance_id": "obj_2", "mask_svg": "<svg viewBox=\"0 0 264 264\" xmlns=\"http://www.w3.org/2000/svg\"><path fill=\"white\" fill-rule=\"evenodd\" d=\"M44 1H40V0H30L31 5L29 6L30 15L32 14L31 16H29V18L31 19V22L34 24L35 31H36V37L33 40V44L34 45H32V50H33L32 52L34 54H36L37 57H38V60H39V69L40 68L42 69V70L40 69L41 71L39 70V75L40 76L37 74V77H36V71L33 69L32 64H31V61H30V57L28 56L29 58L26 57V64H27L26 66H27V68L25 66L24 75H23L22 83H21V84H23L22 85L23 86L22 88H25L26 87L25 88L26 90L25 89H22V90L27 91V89H29L27 92H25V91L23 92L21 90V84H19L17 82H12V83H10V82H4V81H1L0 82V92L3 91L2 93H3V96L5 97L3 99H5L7 101L8 107H10L8 115L11 114L10 116H8V117H10L9 121L6 122V124H5L6 128H8L11 132H14L15 131V129H14L15 127H17L20 123L23 124V126L21 125L20 129L17 131V134L22 138V140H23L24 143L23 144H20V145L19 144L18 145H16V144H10L9 145L11 147L10 149H14L16 151L15 158L17 160L16 165L18 166V169L21 168V163H20V161L18 159V156L20 155V153H22L21 151H23V149H25V148L31 149L33 152H35L37 154V156H41V157L43 155H45L46 153H48V155L53 156L57 160V162L54 159L53 161H50L48 163L49 165L52 166V170L53 169L55 170V171L53 170V172L49 176L51 177V183L52 184H56L58 182L61 185L62 188L60 190L59 189L51 188V191H50V189H48V190L47 189H44L45 191H43V193H42V198L44 199V200L43 199L42 200L44 202H46V203L48 202L47 203V206H46V204H45V206H43V207H45L43 209V212L46 214L45 216H47V219H50L51 218V220L49 221L51 224L48 223V220H47V223L46 224L39 225L38 226V229L39 230H42V228L45 225L46 226L50 225V226H52L51 228L53 229V230H51L49 232H46L45 234H41L43 236V238H42V236H40V233L37 234V237H36L37 238V245H39V246H37V248L40 251V252L39 251L38 252L43 256L42 259H41L42 260L41 262H43L42 264H50V263H52V264H54V263L55 264H70V263L71 264H91V261L90 260H96V264H102V263H105L104 262L105 258H107L106 260H109L110 261V262L109 261L106 262V264L107 263H109V264H123V262L124 263L126 262V261H124V258L121 257V256L120 257H115V254H117L119 251L114 252V250L111 247H113V245H115V247L127 246L128 247V250L130 252L133 251L136 246H139V247L141 246L140 248L141 249H144L145 248L144 247L145 245L143 243L144 242H147V241H145V240H147V238H149L148 241L150 243L153 242L152 243L153 245H156L157 244L158 247H159L162 244L160 246V248L164 251V254L165 253L168 254L169 252H174L177 255H182L183 256V259L181 261V264H194V262H192V260L189 257V252L190 251H192L194 253L196 252V254H199L201 256L203 255L204 259L203 258L201 259L200 264H210L211 262H212L211 264H232L233 258L239 257L241 259H245V254H243L242 251L240 250L241 247H242L241 244H237L235 241H233V244H232V242H230V244H229L228 239H226L227 241L225 240V243H227V244L226 245L223 244V242L220 241V238H221L220 234H222V233H218L216 231H214V232L213 231H209L206 228H202V229L200 228L199 229L198 226L196 225V223H197L196 221H192L191 220V222H192L191 223V222L185 220V217L184 216L182 217V215L179 214L178 212H171V211L169 212V211H166V210L164 211V215H165L164 218H165V220H163V222L166 221L165 223H163L165 225L164 226L165 228H164V231L162 232V235H164V236H161L159 239H158L157 236L154 237L156 234L154 232H152L151 230H152L153 227H155L154 224H155L156 219H154V218H156V214H155V212L152 211V209L149 208L150 207L149 205L152 203V201L154 199V195L151 194L152 192L150 193V195L148 194L149 193L148 191H150L148 189H150V186L152 185V184H150V182L153 183V176H151V175H153L154 167L148 161H146V160L144 161L143 156L141 157V160L143 159V162L144 163H141L139 165L137 164L138 166L135 165L134 163L131 164L132 166H130L129 169L122 166L123 164L128 163L129 161L130 162H133L134 154L143 153V152L149 153L150 155H152L156 159L157 158L160 159V157H161L160 160H162V162H166L167 161V153H168L169 149L171 148V146H170L171 143H173L172 140H171V137H172L171 131H172V129L170 128V125H169L170 124L169 123L170 122V119H172L175 116L177 118V115H178L179 122L181 123V125L183 127H185L188 123H192L199 116L197 114H193L190 111L186 110V108H185V111H187V112H185L182 109L181 110L179 109L182 112L180 114H179V112L177 110H176L177 112L174 111L170 107V105H174V106L176 105L175 104V102H176V95L175 94L176 93H181L182 94L183 92L185 93L187 87H191L194 90V92L197 91V92H199L201 94H204V95L209 96V93H210L211 89L213 88V83L214 82H213L212 79H214V78L211 77V75L208 73V70H206V69L203 68V66H204V64L206 62H208V64H211L213 62V56L210 53L204 54L203 55L204 58L203 57L200 58L201 61H199V62L196 61L197 62L196 63L197 65H195V68H193L192 72H190V74H189V77H188L189 81H183L182 82L183 83V87L182 88L177 87L179 89L176 88L175 91H170L168 93L167 88L164 87L162 89V90H164V91H162V93H163V99H158L157 100V99H155V97H152L155 89H157V84L159 82V79H155L154 80V78L151 77L152 72L157 71V73H159L161 76L162 75L163 76H165V75L166 76L167 75L169 76L170 73H171V71H172V69H173V67H175L176 64H177L176 59L178 58L177 56L181 53L180 51H182V50H180L181 47L183 49V48H186L189 45H192V46H200V45H202V47L203 46L206 47V45L209 44V46L211 47V50H213V51L214 50H219V51H216L217 52V56L215 55L214 57H217L218 60H219V62L222 65L226 66L227 64L230 63V58L228 59L229 56L226 55L227 48H229L227 46L228 44L225 41H220L219 43L216 42L217 40L214 37V35H207L208 29L206 27H201L200 25H198V27H201L202 28V29H200V33L198 32L195 35H193V36H191L190 38H187V39L184 36L181 37V35H179V33H178V34H176V39L174 41H172L173 42L172 43L171 42V38H169V35L170 34H167V33H169V32L170 33L171 32H175L176 29L178 30L179 27H180V25L185 20V18H187V15L189 13L188 12L189 9L186 8L187 6L186 5H182L183 3L185 4V1L184 0H159L161 3L157 0L158 1L157 2L158 5L155 4L156 1L154 2V0H150V3H149V0H147V3H146V0L145 1L144 0H123V1L121 0L122 2H120V0H119V2H120V8L124 12L123 17H120L119 16L118 18H115L114 20L112 19L111 20V23L109 24L110 26L108 25V26L104 27L105 30H106V33L105 34L107 35L106 36L107 39L104 38L105 40L103 41L102 40L103 38H98L97 36H94L92 38L93 43L97 45V46H95V48L97 50H95V48H94L93 51L96 53V51L97 52H100L101 49L103 51L106 50V56L104 58V61L106 60L105 61L106 64H108L111 67L114 65L112 68L114 69V73L116 72V78L118 79L117 80L118 82L117 83L110 84V87H113L112 89H116V90H118V89H120L121 91L123 90L122 91L123 94H124L123 99L124 100H127V102L134 100L135 105H136V109H135L136 111L134 112L135 114L133 113L134 115H132V114L130 115L131 117L133 116L134 118L133 117L131 118L130 116H129V118L132 119V120H134V119L137 120L139 122V124H144L143 121L146 122L148 120V121H150V122H152L154 124V127L155 128H153V129L151 128L150 130H147V131L146 130H140L141 132L140 131L137 132L138 135L136 134V136H134V137H132L130 135L131 133L128 132L126 138H128V137L129 138L125 141L124 146L121 147V150L120 151H117L116 149L114 150L115 158L112 159L113 160L111 162L112 164H110L111 167H107V165L101 164V167L102 168L101 167L100 168L103 169V171H104V172L101 171V174L102 175L100 174V169H99V172L98 173L97 172L95 173V172H93L92 170L89 169V167L87 166V164L82 163V164H80L81 165V170L80 171H81V174L82 175L78 176V178L80 177L79 179L76 178V180L77 181L79 180V181L77 182L75 179H74V181H72L71 178L68 177V173H69V170L73 166L72 165L73 161H71V158H68V156L65 155V153L68 154V153H71V151H72V155H74V153H73V148H74V142H73L74 140L73 139L74 138H73V136H72V134H71V132L69 130V126L68 125H74V126H76V128L81 132L83 139L87 140V138H92L94 141H97V138H94L95 136L94 137L93 136L91 137V135L88 132L90 130H92V128L94 129L95 124L97 123L96 121H98L99 118H100L101 109L99 108L98 105H96L93 102V100H92L93 98H92L90 101H87L86 102V104H85L84 107L87 106V108H84V107L82 108L83 113L81 111L82 114H80L81 116L79 117L80 119H83L82 122L79 119L80 120V123H79L77 116L73 113V114H70L68 116V118H69L68 123H67L68 129H66L64 131L63 130H60V129L58 130L57 129L58 127L56 125L57 124V118L63 114V112L61 111L62 110L61 108L64 105V102L60 99V97L51 96L48 93H46V91L49 88H51L52 86L55 87V90L56 91L60 90L61 81H60V77L59 76L63 74V72L61 73L60 65L63 62V59H69V60L71 59L72 61H74L75 58H73V57H76V55H77L76 53H78L80 51L79 53L84 56L83 57L84 60L82 59V64H83L82 70L83 71H86V72L87 71L90 72V67L91 66L94 67L97 62H96L95 56H93V54L86 56L87 49H85V48L82 49L83 50L82 51L78 47L79 50L77 48V50L75 49L76 52H75V50L73 51L75 53H73L72 51L69 52L67 50L68 47H69V45H70V43H71L69 41V37L73 34L74 27L72 25L71 17L69 15H67L68 11H67L66 14L62 15V17H61V10L62 9L63 10H68V7L67 6H69L70 2H68L69 4H67L66 2H64L65 4L62 3V4H59V6H58V4H56V6L54 5V6H50L49 7V6H47L46 0H44ZM96 1H97L96 4H97L98 7H99V5L100 6L102 5L104 8L107 9V7L110 8L112 6V4H111L112 3L111 2L112 0H107V1L106 0H96ZM127 1H129V2H127ZM130 1H132V2L134 1V2L133 3L132 2L130 3ZM241 1L242 0H240V3H239V0H238V3H237V0H236L235 3L241 5L242 2H243V1L242 2ZM253 1L254 0H251V7H249L250 9L247 8V10H244V11L242 9H240V11H242V13L240 11L238 12V10L240 8L239 7L240 5H238L237 9H232L231 12H233V14L234 13L235 14H234V16L232 14L229 18L226 17V14L225 13L229 9L231 10V7L234 5V3L232 2V0H225V1H223V4L225 6L228 5V6L224 7V10L223 11H221L220 8H218V7L215 8V7H211L210 5H208L207 7H209V8H206L205 10H203V12L200 11V14L199 15L200 16H203V17H206V18H214V14L211 12V8L214 11L215 10L216 11L218 10L219 15H220L219 21L222 22V23H227L226 24L227 26L220 27L219 29L222 30V32H223V31H227V29L230 28V27H233L234 28L235 32H237V33H234V34L237 37L234 38L235 39L234 42H233L234 43V46H233V43H232V47H234L233 49L237 48L236 51L235 50H233V51L235 53L234 56L236 55L237 58H239V59H237V58H235L236 57L235 56L234 59H235V61L237 60L236 62H240L241 64H246L247 63L246 65L249 67L248 69L249 70L251 69L250 71L248 70L249 73L246 71L248 74L246 72H243L242 73L243 74V77L245 79L249 80V83L244 88L247 89V90H250L252 88H255V89L257 88L259 90H262V89H264V45H263L262 41L260 43V40L259 39H261V38L259 36H256V39L258 40V42L256 41V39H255V33H256L257 29L259 30L261 28V25L264 23V21H263L264 20V11H263L264 8L262 7V9L260 10V8H261L260 6H262L261 3H257L258 0H255L254 2ZM136 2H137V4H136ZM143 2H145V3H143ZM249 2H250V0H249ZM252 2L255 3V4H253ZM259 2H260V0H259ZM153 3L157 7H155ZM109 4H111V5H109ZM150 4H152V5H150ZM45 6L47 7V9H45L46 8ZM146 6H147V8H146ZM60 7H62V8H60ZM131 7L132 8L135 7V9L137 8L135 10V12H134V15H130L132 13H129L127 11L128 10L127 8H129V11L132 10ZM139 7H142V8H139ZM252 7H254V8H252ZM35 8H38V10L40 12L38 10H35ZM179 8L182 11H180ZM2 9L4 10L3 11V14H5V12L7 11L6 14H5V17H7L8 10L6 8H2ZM156 9L158 10V12H157ZM160 9L161 10L163 9L162 10L163 13L160 12L161 11ZM49 10H51V11H49ZM153 10H154V12L156 10V12H157V13L155 12L156 15L154 14ZM236 10H237V12H236ZM35 11H36V13L38 12V14H36ZM165 11H166V13H165ZM138 12L141 14V16L143 18L139 17L140 15H139ZM221 12L223 13V15L221 14ZM262 13H263V15H262ZM68 14H70V13H68ZM173 14H175V15H173ZM167 15H168V17H167ZM153 16H155L154 18L156 19L157 23L155 22V19L153 20V18H152ZM244 16L246 18L248 17L247 20H245L246 18ZM146 17H148V18H146ZM240 17H244L245 19L244 18L241 19ZM134 18H136V19L134 20ZM157 18H158L159 21L157 20ZM163 18L164 19L166 18L168 20V23H167V20L164 21ZM53 19H55V20H53ZM137 19L139 20V22H138ZM147 19H149L148 22H146ZM194 20H196V17L194 18ZM235 20H236V22H235ZM136 21L138 23H136ZM150 21H151V24H150ZM261 21H263V22H261ZM140 22H141L142 25L140 24ZM158 22H160L162 24H160V23L158 24ZM233 22H234V24H232ZM68 23H70L71 26H69ZM114 23H115V25H114ZM143 23H145V24H143ZM260 23H262V24H260ZM156 24L158 25L157 28H156ZM163 24H167V25L163 26ZM172 24H174L175 26H173ZM255 24H256V26H255ZM143 25H144V27L142 28ZM148 25L149 26L153 25V26H151V28H150ZM237 25H238V27H237ZM5 26H8V25L5 24ZM247 26L250 29H247ZM61 27H63L64 30ZM69 27H71V28H69ZM138 27H139V29H138ZM110 28L112 30H110ZM153 28H155V29H153ZM167 28H168V32H167V30H165ZM245 28L247 29L246 31H245ZM251 28H253V29H251ZM142 29H143V31H142ZM156 29H161V31L160 30L159 31H160V33L161 32L162 33L160 34L159 31H157ZM163 30H165V31H163ZM252 30L255 33L252 32ZM134 31H135V33H134ZM204 31H206V32H204ZM61 32H63L62 35H61ZM52 33H53V35H52ZM158 33L160 35H158ZM249 33H251V34L254 33V34L251 35ZM131 34H132V36H131ZM51 35L53 37H51ZM67 35L69 36L68 38H67ZM127 35L129 37L130 36L131 37L129 38ZM145 35L148 36V38H149V39L147 38L149 40V41L147 40L148 43L146 41V36ZM141 36H142V38H141ZM154 36H156V38H154ZM65 37H66V39L64 40ZM39 38H40V40H39ZM58 38L60 39V41L58 40ZM128 38L131 39L130 40L131 43L134 41L132 43V45H131V43L127 42L129 40ZM157 38H159V40ZM150 39L152 40V42H150L151 41ZM178 39H179V41H178ZM244 39H246V40H244ZM251 39L253 40V42H252ZM119 40H121V43H120ZM242 40H244V41H242ZM254 40H255V42H254ZM61 41H65V42H61ZM84 41L86 42L87 39L85 38ZM100 41L101 42L103 41V45L102 46L99 45L101 43ZM122 41H123V43H122ZM136 42H137V44L135 45ZM167 42H169V43H167ZM235 42H236L237 45L235 44ZM243 42L244 43L246 42V43L244 44ZM109 43H111V46H110ZM145 43H147V44H145ZM156 43H158V44H156ZM107 44H109V45H107ZM125 44H129L131 47H128ZM143 44H144L145 47H143ZM238 44H241L240 46L245 51L242 48H240V46ZM65 45L67 46V49H66ZM151 45H153L154 47L151 46ZM235 45H236V47H235ZM37 46H39V47H37ZM50 46L52 48H54V46H56V47L58 46L60 50L59 49H56V50L54 49V51H55V53H54L53 49L51 48V51H52L51 52L50 51ZM113 46L114 47L116 46L117 49H116V47L114 48ZM178 46H179V48H178ZM238 46H239V48H238ZM40 47L41 48L43 47V48L41 49ZM126 47H128L129 50L130 49L134 50L136 48V50H135L136 52L135 51H132L131 52ZM146 47L149 48V49H145ZM174 47H176V48H174ZM247 47H249V49ZM48 48H49V50H48ZM225 48H226V51H225ZM35 49H37L38 51L35 50ZM165 49H167L168 52ZM66 50L69 53L65 52ZM146 50H148V51L146 52ZM149 50H150V52H149ZM48 51H50L51 53L48 52ZM138 51H140V53H138ZM247 51H249V53ZM130 52L132 53L131 55H133L134 57L130 55ZM141 52H144V53L141 54ZM148 52H149V54H148ZM170 52H172L173 54H171ZM178 52H180V53L178 54ZM236 52L237 53L238 52H241V53L237 54ZM245 52L247 53L246 56H242L241 57L240 54H244ZM158 53H159V56H162L163 55V57H159L158 56ZM168 53L172 56V57L170 56L171 59L169 58V54ZM52 54L54 55V58L52 57L53 56ZM63 54H65V55H63ZM70 54H72V55H70ZM109 54H111V55L109 56ZM152 55L153 56L156 55V56H154V59L151 60V58H153V57H151ZM210 55L212 56V58H211ZM117 56H118V58H117ZM166 56H168V57H166ZM59 57L60 58H63V59H59ZM159 58H162V59H159ZM7 59L12 64L15 65L16 62H15L14 58L11 55H8L7 56ZM40 59H41V61H40ZM90 59H91V61H90ZM134 60H135V62H137V64L138 63L139 64L136 65V63H134ZM161 60H162V62H161ZM166 60H167V62H166ZM84 61L87 64L84 63ZM88 61L90 62L89 64H88ZM109 61H110V63H109ZM153 61H155V62H153ZM86 65H88V67ZM170 65H172V67H170ZM159 66H160V69H159ZM47 68H48V70H47ZM87 68H89V69H87ZM117 68H119V69H117ZM197 68H198V70H197ZM195 69L197 70V72H199V74L195 71ZM46 70L49 71V73ZM119 71H120V74H119ZM46 72H47V74H46ZM86 72H83V73H86ZM147 73H150V74L147 75ZM191 73L193 74V76L190 77V75H192ZM239 73L240 72L234 74V77L235 78L233 77V80L234 81H232V82H235L234 85H236V88H238L237 87L238 85H237L236 82H237L238 74ZM78 74H79V77L80 78H81V76L83 78V74H81V72H79L77 69L73 68V66H71L70 69L68 71H66V73L64 72V75H65L64 77L67 79V82H68V90L70 91L68 93L70 95L74 96V97H75V94L72 92V86L75 83L73 82L74 80H73L72 77L73 76L75 77V75H78ZM156 74H155V77L157 78V75ZM218 74L220 75V79L218 80V82L222 84V81L224 80V77H225V74H226V70L225 69H221V70L218 71ZM242 74L240 73L239 75L242 76ZM29 75H30V77H29ZM146 76H147V78H145ZM212 76L214 77V75H212ZM125 77H127V78H125ZM150 77L152 79H150ZM38 79H40V80H38ZM48 79H49V81H47V83H46L45 81L48 80ZM71 81H72L73 84L71 83ZM205 81H206V83H205ZM250 81H251V83H250ZM30 82H31L32 85L30 84ZM147 82H148V84H146ZM81 84H84V85H81ZM248 85H250V86H248ZM87 89L91 90V92H92V88L89 87V86H87L86 82H84V81L82 82L81 81L80 82L79 92L81 94H83V95H85L86 93H91V92H88ZM202 89H203V91H202ZM152 90H153V92H152ZM177 90H179V91H177ZM85 91H87V92H85ZM166 92H167L168 95H166ZM42 93H44L43 94L44 96L41 95ZM136 93H138V94H136ZM226 93H225L224 88H222L221 91L217 95L218 102H217V100L213 99V97H211V101H212L213 107H216L217 109H223L224 111L228 110L229 112L226 111L228 114L231 112L232 114H229V115H232V117H233V119L235 121V123L233 125L234 127L239 128V127L246 126L249 123V108L245 105V102H244V100L242 98L240 100V97H238V96L235 97V95L233 96L232 93H230V94L227 93L228 96L230 95L228 97L226 95ZM12 94H14V95H12ZM149 94H151V95H149ZM10 95H11V97H10ZM40 95L43 98H41ZM165 95H166V98L169 97L168 100L165 98ZM141 96H143L144 98L141 97ZM173 97L175 98V100L173 99ZM231 97H232V100H231ZM12 98H13V100H12ZM113 98H118V96L117 97L116 96L114 97V96L111 95L110 98H109V100H108V102L109 101L110 102L109 103L107 101L105 102V106H106L107 103L109 104V106L107 104V106L109 107V109L107 108L108 109V111H107L108 112V115L107 116H109V117L111 116L110 113H112V111L117 107V105H119L116 102L115 99H114L115 102H113L114 101ZM141 98H142V101L143 102H141ZM149 98H151L152 100H150ZM163 100H164V102H162ZM31 101H32V103H31ZM39 101H41V102H39ZM43 101H45V102H43ZM151 101H153V103H151ZM165 101H167L166 104H165ZM36 102H38L41 106L38 103H36ZM30 103L32 104V106H30ZM145 103H146V105H145ZM162 103H163V105H162ZM215 103H216V105H215ZM36 104L39 105V106H37ZM150 104H152V105H150ZM201 104L204 106V102H202ZM44 105H47L48 107L47 106H44ZM122 105H124V104H122ZM43 106H44V108H43ZM60 106H61V108H60ZM162 106H163V108H162ZM164 106L167 107V110H166V107H164ZM41 107L43 109H41ZM50 107H51V109H50ZM89 107H90V110L91 111L88 109ZM261 107H262V110L264 111V104L261 105ZM30 108H33L31 110H34V108H36V110L34 112L38 111L37 112L38 115H37V113H34L33 114V112L30 110ZM111 108H112V110H110ZM11 109H13L12 112H11ZM87 109H88V112H85V110L87 111ZM170 109H172V110H170ZM41 110L43 111V114L42 113H39ZM153 110L156 113H154ZM50 111L52 113H49ZM149 112H152V113H149ZM31 113L33 115H35V118H36L35 119L36 120L35 121V124L40 125L39 123L42 124V122L44 124V129L42 127H39V129L37 128L38 130L35 131L36 134H37V136H38L37 138L40 139V140H38L36 138V136H35L36 134L34 132H32V133H34V134H32L29 131V128L27 127V126H29L27 122L29 120V116H30ZM86 113H88V114H86ZM91 113H92V115H91ZM51 114H54V115L52 116ZM82 115H84V116H82ZM86 115L89 116V117H87ZM144 115H145L146 118L144 117ZM173 115H175V116H173ZM70 117H71L72 121H71ZM169 117H170V119H169ZM41 118H44V120H42V122H41ZM45 118H46V120H45ZM84 118H85V120H84ZM136 118H139V119H136ZM153 118H154V120H153ZM144 119H147V120L145 121ZM162 120H163V122H162ZM153 121L154 122H157L158 124L157 123H154ZM52 124L55 127H57V128H55ZM155 124H156V126H155ZM81 125H83V126H81ZM161 127H164L166 130H164V128H161ZM51 128L53 130H51ZM188 128H190V127L188 126ZM185 129H187V128L185 127ZM154 131H155V133L152 134V132H154ZM52 132L53 133L55 132V133L52 134ZM180 132H181L180 130H177V136L181 140V139H183V134L180 133ZM248 133H249L248 135H250V137H252V134L250 132H248ZM65 134H67V135H65ZM150 134L154 136L153 137V140L152 139L150 140V138H152V136ZM61 135H63L64 138H66L65 145L68 148L66 146L64 147V145H62L58 141ZM52 137H53V139H52ZM192 137L194 138L196 136H193L192 135ZM50 139H51L52 142L50 141ZM55 139H57V140H55ZM138 139H139L140 142L138 141ZM155 139H156V141H155ZM208 140L209 139H207V141ZM136 141L140 145L137 144ZM152 141H155V145L157 144L158 146L159 145L161 146V147L159 146V148H160L159 150L154 151V152H153V150H151L152 149L151 148V145L152 146L154 145V142H152ZM32 142H34V143L32 144ZM47 142H51V144H49L51 147L48 145ZM145 142H146V144H145ZM41 144H43V145H41ZM70 144H72L73 146L72 145L70 146ZM248 144H249V146L248 145L247 146L242 145L241 147L235 148L232 151L236 154L237 159H240L242 161V163L245 164L246 163V160L248 158V159H250L252 161L253 164L259 165V167L254 166V168L251 169L250 177H252V180L250 181V184L255 185L256 186V189L259 188V187L262 188V187H264V185H263L264 184V153H262V154L257 153L256 156H255L256 158L253 157V154L256 152V148L257 147L258 148L260 147V148H263L264 149V138H263V140H262V138L259 139V137L256 140H253L252 138H250ZM52 145H54V146H52ZM130 145L133 147V149H130L131 148ZM42 146H44V147L42 148ZM98 146H99V143H98ZM99 147H101V144H100ZM42 150H43V152H42ZM68 150H69V152H68ZM81 151L84 154L85 153H89L90 148L82 147L81 148ZM150 151H152V152H150ZM189 154L190 155L188 156V158H189L190 162L188 164H186L187 168L188 169H192V168L197 169L199 167L201 168V164H203V163H202V157H201L200 153L199 152L192 151ZM211 154H212V152H211ZM23 155L25 156V154H23ZM208 155H210V153H208ZM64 156H66V159H65ZM110 156L111 155H108V157H110ZM114 160H117V162L114 161ZM118 161H119V163H118ZM123 161H124V163H123ZM0 164H3V162H0ZM147 165L150 166V167H147ZM204 166H205V171H206V179L203 182V184L205 183L206 185L213 186L214 184H220V183L224 182V178H223L222 175H219V174H216V173L212 172L211 162H205L204 163ZM152 168H153V170H152ZM109 169H111V170H109ZM8 171L10 172V169H8L6 172L8 173ZM125 171H126V173H125ZM3 172L5 173V171H3ZM129 172L131 174L133 173L132 174L133 175V178H135L137 174L140 175V176L145 177L146 179L145 178L144 179L146 181V185H148V186H145L144 184L143 185H138L139 183L136 184L137 181H135V179H133V184L134 185H133V188H132V193H131L130 199L132 198L133 200H131V201H133L134 203L136 202L135 205L137 207L140 206V208H137V210H135L134 212L128 213L129 214V220L127 219V221H125V219L121 215L122 213L120 212L121 213L120 214L119 213V210H117L113 206V204H109L108 205L107 201H109V199L111 201L112 198H114V195L116 194V191L119 192V193H121V192L124 193V191L125 192L127 191L126 183H127V180L128 179H126V177H128L127 175H128ZM119 173L122 175L121 180L123 179L121 181V183L120 182L119 183H117V182H114L113 183L112 181H110L109 182L110 184L109 183H106V185H104L105 182L102 179L104 178L105 175L112 174L113 176H112L111 179H114L115 180L118 177V174ZM59 174H62L64 176L61 178L59 176ZM145 175H147V177L149 176V180H148V178ZM5 177L6 176H3L2 179L0 180V264H35V260L36 259L30 258L26 254V251L29 252V253L33 252V249L34 248L32 246H30L31 248L29 246H28L29 248L26 247L27 246V243L29 242L28 240H30V239H28V237H30L31 233L29 232V228H27L24 225V223H23V217L25 216V214H27V213H25V210H24V206L25 205L23 206V204H27L26 207L27 208L29 207L31 209L32 206L36 203V201H34L35 199L33 200V198L29 197V195L27 193H25V192L21 196V193L20 192H22V191L19 190V189H17L19 186L16 187V189L19 190V191L16 190L17 193L14 194L12 192V189L11 188H8V187H11L12 185L10 184L11 185L10 186V185H8L9 182H5V181H7ZM105 181H107V180L105 179ZM4 183H6V186L7 187L4 185ZM261 183H262V186H257V185H260ZM2 184L5 187H3ZM70 184H71V186H70ZM108 184L110 186H112V187L118 188V190L116 189V190L113 191L112 188L110 186H108ZM75 185H77L78 187L75 186ZM67 186L73 187L72 188L73 189L72 190V195H74L76 197V200L78 202H80L79 203V207L80 206L82 207V215H83L82 216L83 217L82 219L89 218L90 220H92L93 223L96 226L95 228H93L95 231H93V229L90 230V231L89 230L88 231L85 230V228L83 227L82 219L81 220H76V221L73 220L72 215H73V212H74V207L71 205V200H70L71 196H70L69 191L67 190ZM123 186H125V187H123ZM136 186H137V188H136ZM13 187L14 186H12V188ZM103 187H105V188L107 187L108 189L107 188L106 189L104 188L105 189L104 190V193H102V192L100 193L99 190L101 188H103ZM147 187H149V188H147ZM96 188H98L99 190L98 189H97V191L94 190ZM143 188H144V190H143ZM6 189H8V190H6ZM46 191H50V192H48V194L49 195L51 194L52 197H51V195L48 197V194L47 193H46L47 195L45 194ZM138 191H140V192H138ZM111 192L112 193L114 192L113 195H111L112 194ZM12 193H13V195H12ZM52 193H55L54 194L55 196ZM258 193L260 194V191L256 192V195L257 196H259ZM109 194H110L111 197L112 196L113 197L111 198L109 196ZM81 195H83V196H81ZM102 195L104 197H102ZM23 196H24V198H23ZM142 196H143V198H142ZM241 196H245V195H243V194L242 195H238V198H240ZM47 198H49V199L50 198H52V199L54 198V199L53 200L52 199H50V200L48 199L47 200ZM57 199H58V201H57ZM141 199H143L144 201L141 200ZM50 201H52V203ZM83 201H85L84 204H81ZM88 201L94 202V205L93 206L91 205L90 207H86L85 205H86V203ZM103 201H104L105 204L103 203ZM110 201H109V203H110ZM176 201L180 203L181 202V198L177 197L176 198ZM209 201L215 207L225 206L226 205V202H225L226 200H225V196L224 195L222 197L209 195ZM31 202H32V204H31ZM48 204H50V206H48ZM55 204H57V205H55ZM59 204H60L61 207L59 206ZM145 205L147 206V209H146V206ZM56 206H59L58 209L55 208ZM104 206H105V208H104ZM47 207H49L51 210L53 209L52 213H51V210L48 209ZM97 208H98V210H97ZM138 209L141 212V213H139V215L140 216L142 215V217H140V218H139V215H137L138 212H139ZM84 210H85V212H84ZM46 211H47V213H46ZM98 211H100V212H98ZM104 211H107L108 212L110 218H107V216H105L106 214H104ZM191 211H193V210L191 209ZM31 212L32 211H29V214H31ZM48 214H51V215L53 214L52 215L53 218H52V216L49 218L48 217L49 216ZM60 215H61V218H59ZM102 217H103V219H102ZM131 217H133L134 220ZM104 218H106L105 221H104L106 223V225L107 224L108 225L111 224V226L114 225L116 227L113 226V229H112L111 227H109L107 225L108 228L106 226V228L104 227L106 230H103L102 229V231H101L98 228V226H99L98 224H101V222H102V220H104ZM117 218H118V220H116ZM135 218H137V219L135 220ZM144 219H145V222H144ZM229 219L230 218L228 216V217H225V218L221 219L220 222L222 223V222L225 221L224 222V224H225L227 221L228 222L230 221ZM53 220H54V222H53ZM59 220H61V221H59ZM111 220H112L113 223L112 222H109ZM138 220H139V222H138ZM117 221H119V222H117ZM129 221L133 222L134 224L136 223L138 225V227L140 226L138 228L139 230L137 229V226L135 227L136 224L134 226H131L132 229H130V225L131 224H130ZM135 221H137L138 223L135 222ZM166 223H167V225H166ZM116 224L119 225L118 228H117V225ZM184 224H185V227H184ZM259 224H260V226H259L260 229L257 228V230L255 231V236H254L255 237V242H256L257 246H260V243H264V222L260 219L259 220ZM127 225H129V226H127ZM143 225H144V227H143ZM190 225L193 227L192 229H191V226ZM146 227H147V230L144 229ZM142 228H143V231H142ZM184 228H186V229H184ZM140 229H141V233L143 232L141 235L139 234ZM168 229H169V231H168ZM192 230L194 232H192ZM205 230H207V231H205ZM166 231H168V232H166ZM93 232H95V233H93ZM114 232H115V234L116 233L117 234L115 235ZM119 232L121 234H118ZM151 232L154 235L151 234ZM175 232H176V234H175ZM76 233H78V236L83 239V243L80 244L78 242L79 239H77ZM86 233H89V234L86 235ZM105 233H106V235L108 237L105 235ZM204 233L206 235L208 234L207 235L208 237ZM213 233H214V235H213ZM103 234H104L105 240H104ZM172 234L173 235H176L178 237H182L183 236L185 239L187 238L186 239L187 242L185 241L186 244H185V242L182 243L180 241H174L172 239L173 238V235ZM187 234H188V236H187ZM198 234H200V235H198ZM201 234H202V236H201ZM240 234H241V228L240 227H237V228H235L234 231L233 230L232 231L231 230H228L227 234H224V237L231 236L234 239L237 236H240ZM88 236L93 241V246L91 244L86 245L87 242L86 243L84 242V241H86V238H87V240L90 239ZM140 236H141V239H140ZM151 236H152V238H151ZM222 236H223V234H222ZM98 237H100L99 239H101V240H99ZM170 237H172V238H170ZM205 237H206V239H205ZM106 238H108V239L106 240ZM154 238L155 239L157 238L156 241H155ZM114 240H116V241H114ZM165 240H166V242H165ZM169 240H170V242H169ZM197 240L198 241L200 240V242H196ZM106 241L108 242L109 245L107 244ZM112 241H114V242H112ZM136 241H138V242H136ZM65 242H67L66 243L67 245L65 244ZM101 242H104V243H101ZM167 242H169V244H167ZM220 242H222V243L220 244ZM117 244H118V246H117ZM196 244H197V247H196ZM168 245H169V248H168ZM209 246H211V248ZM218 246H219L220 250L222 249L221 251L219 250ZM142 247H144V248H142ZM206 247H208V248H206ZM216 248H218V250ZM50 249L55 250L56 253H57L56 254L55 261H54V259H52L53 256L50 257L49 254H48V251H50ZM165 249L166 250L169 249V250L166 251ZM214 249H216V250H214ZM58 250H60V251H58ZM101 250H103V251H101ZM188 250H190V251L187 252ZM212 250L214 252H212ZM215 251L217 252V254H216ZM202 252H203V254H202ZM206 252H208L209 253L208 255H210L211 257L208 256ZM104 253H105V255L103 256ZM146 253L148 255L149 254V251L148 252L146 251ZM223 253L224 254H227V256L224 255ZM150 254H151V251H150ZM69 255H71V258L69 257ZM147 255H145V256L146 257H149V255L148 256ZM218 255H219V257H217ZM220 255H222V257ZM98 257H99V259H97ZM230 257H232V258H230ZM68 258L70 260H68ZM100 259L101 260L103 259V261H100ZM262 260H263V258H262V252L259 251V253L257 255V258H256V262H259L260 263ZM125 264H134V263L126 262ZM176 264H178V262Z\"/></svg>", "mask_w": 264, "mask_h": 264}]
</instances>
